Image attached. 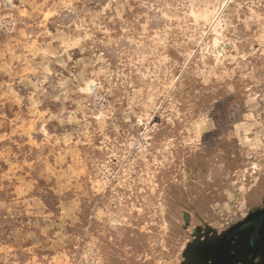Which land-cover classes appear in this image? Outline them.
I'll use <instances>...</instances> for the list:
<instances>
[{"label": "rangeland", "instance_id": "374dc122", "mask_svg": "<svg viewBox=\"0 0 264 264\" xmlns=\"http://www.w3.org/2000/svg\"><path fill=\"white\" fill-rule=\"evenodd\" d=\"M0 264H264V0H0Z\"/></svg>", "mask_w": 264, "mask_h": 264}]
</instances>
